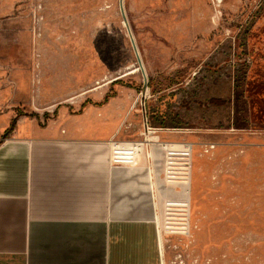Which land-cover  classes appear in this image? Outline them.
I'll return each instance as SVG.
<instances>
[{"label": "rangeland", "instance_id": "obj_1", "mask_svg": "<svg viewBox=\"0 0 264 264\" xmlns=\"http://www.w3.org/2000/svg\"><path fill=\"white\" fill-rule=\"evenodd\" d=\"M10 1L40 126L84 118L144 140V106L185 145L163 173L185 192L159 229L163 264H264V0H122L125 22L119 0Z\"/></svg>", "mask_w": 264, "mask_h": 264}, {"label": "crops", "instance_id": "obj_2", "mask_svg": "<svg viewBox=\"0 0 264 264\" xmlns=\"http://www.w3.org/2000/svg\"><path fill=\"white\" fill-rule=\"evenodd\" d=\"M10 3L0 0V264H163L159 229L185 198L163 173L184 145L156 131L120 141L84 118L40 126L23 111L33 38L4 30Z\"/></svg>", "mask_w": 264, "mask_h": 264}, {"label": "built area", "instance_id": "obj_3", "mask_svg": "<svg viewBox=\"0 0 264 264\" xmlns=\"http://www.w3.org/2000/svg\"><path fill=\"white\" fill-rule=\"evenodd\" d=\"M142 109H143V119H144V123H145V131H146L147 134H150V133L154 132V130H152V129H150L148 127L144 106H143ZM184 147H185V145H184ZM209 149L212 150V149H214V147L210 146ZM179 155H180V152H178V151H174L173 150V151L169 152V157L170 158H176ZM114 156H115V161L124 160L125 154H123V152H122L121 148L119 147V145H115V147H114ZM160 244H161L160 236H158V248H159V251L162 253V249L160 247Z\"/></svg>", "mask_w": 264, "mask_h": 264}, {"label": "water", "instance_id": "obj_4", "mask_svg": "<svg viewBox=\"0 0 264 264\" xmlns=\"http://www.w3.org/2000/svg\"><path fill=\"white\" fill-rule=\"evenodd\" d=\"M119 6H120L121 13H122V0H119ZM122 17H123V21L125 22L123 13H122ZM130 42H131V46H132V48H133V50L135 52V56H136V60H137V66H138L137 69L140 70L142 75L144 76V71H143V68H142V64H141L140 58H139V56H138V54L136 52V47H135L134 41L132 39H130ZM144 78H145V76H144ZM146 89H147V85H146V82H145V79H144V84H143V87H142L143 92H145Z\"/></svg>", "mask_w": 264, "mask_h": 264}, {"label": "bare ground", "instance_id": "obj_5", "mask_svg": "<svg viewBox=\"0 0 264 264\" xmlns=\"http://www.w3.org/2000/svg\"><path fill=\"white\" fill-rule=\"evenodd\" d=\"M136 72H137V70H135V71H133V72L131 71V72H128V73H126V75H130V74H132V73H136ZM189 152H190V147H189ZM127 153H128V152H127ZM184 155H186V156H187V155H189V154H187V153H186V154H184ZM128 158H129V157H128ZM188 202H189V201H188V200H186V202H185V205H187V204H188Z\"/></svg>", "mask_w": 264, "mask_h": 264}, {"label": "trees", "instance_id": "obj_6", "mask_svg": "<svg viewBox=\"0 0 264 264\" xmlns=\"http://www.w3.org/2000/svg\"><path fill=\"white\" fill-rule=\"evenodd\" d=\"M211 104H215L216 106H221V104L216 100H210Z\"/></svg>", "mask_w": 264, "mask_h": 264}]
</instances>
